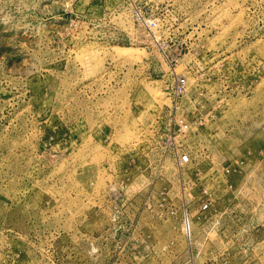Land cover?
Segmentation results:
<instances>
[{"label":"rangeland","instance_id":"rangeland-1","mask_svg":"<svg viewBox=\"0 0 264 264\" xmlns=\"http://www.w3.org/2000/svg\"><path fill=\"white\" fill-rule=\"evenodd\" d=\"M0 264H264V0H0Z\"/></svg>","mask_w":264,"mask_h":264},{"label":"built area","instance_id":"built-area-1","mask_svg":"<svg viewBox=\"0 0 264 264\" xmlns=\"http://www.w3.org/2000/svg\"><path fill=\"white\" fill-rule=\"evenodd\" d=\"M186 86H187L186 79L185 78H178V80L174 86L176 94L177 95L184 94V92L186 91ZM180 124H181V127L184 129V132H187L188 125L184 121H181ZM178 159H179L180 165H187L188 163H190V156L186 153L179 155ZM209 209H210V204L207 201H205L201 205V210L207 211ZM183 232H184V236H185L187 242H189V244L191 245L192 244V225H191V220L188 217V215L184 216Z\"/></svg>","mask_w":264,"mask_h":264}]
</instances>
